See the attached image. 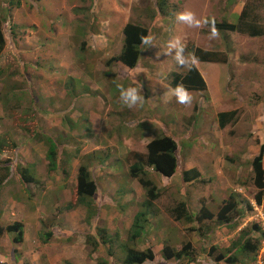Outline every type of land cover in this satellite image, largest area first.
<instances>
[{"label":"rangeland","instance_id":"374dc122","mask_svg":"<svg viewBox=\"0 0 264 264\" xmlns=\"http://www.w3.org/2000/svg\"><path fill=\"white\" fill-rule=\"evenodd\" d=\"M185 9L197 17L214 18L219 37L210 40L207 27L189 28L177 22L176 13ZM127 22L147 28L148 35L155 36L157 47L141 50L136 78L125 75L117 66L120 81H116L114 73L106 72L105 76L104 62L107 64L108 58L121 51L122 28ZM0 26L5 37L0 54V70H4L0 77V175L4 161L32 160L24 150L40 151L30 153L34 165L27 169L35 178L33 182L20 181L17 166L12 163L9 179L0 186V226L17 221L23 224L19 243L2 230L0 264H121L127 247L153 248L154 260L144 264H204L200 259L209 258L210 246H227L232 232L225 227L203 237L192 224L155 214L148 217L139 238L129 239L137 194L124 189L123 182L131 179L128 164L121 168L115 162H125L126 157L131 160L134 151L144 154L150 139L165 134L177 141V150L182 149L180 157L176 152L175 174L182 175V163L197 151L202 159L203 177L194 179L189 187L185 185L181 193L191 208L198 210L204 201L218 211L223 202L217 203L215 198L221 202L229 195L226 190L232 189L239 193V199L233 196L237 203L231 218L239 220L241 211L245 215L237 230L254 221L264 227V198L261 204L255 201L257 188L249 171L264 142V0H0ZM251 31L259 33L251 35ZM174 37L185 43L186 54H194L196 48L215 53L209 59L213 62L197 60L207 89H188L194 97L188 106L176 103L171 95L161 97V87L171 84L173 72H187L171 56L159 54ZM118 84H141L143 107H125L119 99ZM93 86L103 90H94ZM104 92L118 100L108 101ZM69 103L79 113L73 120L62 121V115L65 117L58 109ZM167 105L170 112L164 109ZM177 107L183 110L181 115ZM92 109L101 113V120L94 121L93 126L86 119ZM221 110L226 111L224 127L218 123ZM48 111L53 112L48 116ZM20 113L22 120L17 119ZM34 114L38 119L44 115L46 128L60 134L59 167L55 171L47 169L43 160L47 150L44 143L34 147L16 140L23 144V150H14L11 133L36 128L40 120L24 121L25 116ZM135 120L145 125L140 127L148 130L146 134L131 125ZM4 128L8 130L5 133ZM85 154L93 157L91 165L96 168L90 169L92 175L100 176L93 196L96 213L90 218L91 206L76 195L75 185L77 168L86 162ZM262 165L264 169V153ZM218 171L228 179L225 189L226 184L217 183ZM69 202L71 207L66 206ZM120 211L126 213L123 222L118 221ZM99 226L109 235V242L102 243L96 237ZM46 232L51 235L44 242ZM164 246H187L194 259L189 263L183 258L166 259L162 255Z\"/></svg>","mask_w":264,"mask_h":264},{"label":"trees","instance_id":"16d2710c","mask_svg":"<svg viewBox=\"0 0 264 264\" xmlns=\"http://www.w3.org/2000/svg\"><path fill=\"white\" fill-rule=\"evenodd\" d=\"M220 28L234 29L235 26L232 24H217ZM123 33V45L121 51L112 57L108 62L117 61L121 65L134 68L138 62L140 55V36L148 35V29L133 23H126L122 28ZM251 35H257L259 32L251 31ZM5 45V37L2 32L0 26V54L4 51ZM203 53V54H198ZM215 53H207L202 52L201 49L196 48L194 50V55L197 57V60L202 61H211V55ZM225 62V61H224ZM4 76V70H0V77ZM183 84L187 89L192 90H203L205 89V82L197 69L195 68L191 72H186L184 75L173 72V80L172 85L176 86L178 84ZM57 111V110H56ZM24 112V111H23ZM53 112V111H52ZM51 112V113H52ZM55 112V111H54ZM25 113V112H24ZM30 114V112H28ZM25 113V114H28ZM48 111V114H51ZM56 113V112H55ZM228 113V112H227ZM226 113H219L220 116V126L223 127L224 121L223 117ZM23 114L20 113V116L17 118L18 120H22ZM40 117H44V115H40ZM43 118L36 119V116H25L24 121L27 120H40V126L38 130L36 128L27 127L31 129L35 134H32L31 137L33 139L43 141L47 145L46 159L48 160V168L49 170L57 169L58 166V148L60 143L56 137L45 135L43 139L41 135H43L42 121ZM222 119V120H221ZM27 131V130H26ZM5 133V132H4ZM13 143L15 142L14 138H12ZM177 148V144L175 140L168 136L162 135L159 137H155L150 140L146 145V153H132L131 162L129 164V173L133 179H136L141 187L145 191L146 199L141 203V210L136 213L134 216V221L132 224V228L129 231V239L134 240L135 238H139L143 234L144 226L148 223V217L152 214V201H154L158 197V190L153 180L150 179L151 172H157L163 176L169 177L174 174L176 168V158L175 151ZM264 153V142H262L259 153L252 159L251 162V177L253 178V185L257 188V191L254 193V199L257 203H262L264 198V169L262 167V158ZM86 155L85 164L79 165V168L76 172V195L81 199L88 202L91 213L88 215V218L92 215H95L94 212L95 203L93 196L96 193V183L93 179V173L90 169H94L92 167L91 162L93 161V157L91 154ZM102 163V162H101ZM100 166V165H98ZM10 163L7 164V161H4V172L0 175V186L3 184L2 182L7 181L11 175ZM22 164L17 165V174L20 176V181L24 182H33L35 179L34 176L28 172L27 168H23ZM96 168V167H95ZM152 169V171H151ZM192 172V171H191ZM198 173H192L189 175V172H184V180H192ZM238 194L236 192H232L228 199L223 201L220 209L216 211V208L210 205H207L202 202L201 206L198 210H192L188 206L185 200L179 201L177 204V208L175 209L176 217L178 220L185 224H192L193 230L198 231L202 234L203 237H207V234L210 232H214L217 229L227 228L229 233H233L230 237L229 244L227 246L220 247L218 244L209 247L208 256L209 258L206 260L204 258L200 259L204 264H208L209 260H214L215 264H251L256 260V256L259 254V249L262 246V242L264 241V227H262L258 222L254 221L251 226H245L240 230L236 231V229L240 226V222L245 215L241 211L239 214V220L235 218H231V213L233 209L236 207V200L234 199V195ZM239 199V198H238ZM87 205V206H88ZM67 207H71L72 204L69 202L66 204ZM88 206V207H89ZM242 215V216H241ZM191 225V226H192ZM190 226V227H191ZM247 227V228H246ZM6 231L8 234L12 235V241L14 243H19L22 241L23 234V224L20 221L9 224L5 227L0 226V234ZM255 232H258V235H254ZM51 232L44 233L43 241L46 242L49 239ZM43 235V234H42ZM102 243L109 242L111 239L109 235L104 229H99L97 236ZM95 239V238H94ZM95 244L98 241H94ZM220 247V248H219ZM125 251V254L122 258V264H144L146 262L152 261L154 259V253L152 248H147L143 250L129 248ZM190 250V249H189ZM187 250V246L181 248L179 250L175 248H171L170 246H164L162 249V255L166 259L176 258L179 260L181 258L188 259L187 263L194 259L192 253ZM204 250V248H203ZM264 257V255H263ZM99 264H106V261H102Z\"/></svg>","mask_w":264,"mask_h":264},{"label":"clouds","instance_id":"9594fccd","mask_svg":"<svg viewBox=\"0 0 264 264\" xmlns=\"http://www.w3.org/2000/svg\"><path fill=\"white\" fill-rule=\"evenodd\" d=\"M241 7H243V5H241ZM175 19H176L177 22H179V23H181L183 25H186L189 28L201 29V28L207 27L209 29V39L210 40L216 39L220 35L219 30L216 27V21H215L214 18L197 17V15L193 11L188 10V9H185V10H182V11L176 13ZM121 35H122V41H123V33ZM140 43L143 45V48L142 49H141V45H140V55H141V50L142 51H148L150 49H153V48H156L157 47V44L155 42V36L154 35H141L140 36ZM122 45H123V43H122ZM92 46H94V45H92ZM159 54L160 55H165V56H171L173 58L175 64L178 67H180V68L186 69L187 72H191L195 68L197 69V67H196L197 57L194 54H186V45L181 40L180 37H174V38L170 39L166 43V45L164 46L163 51L161 53H159ZM140 55H139L138 62H137L136 66L134 68H128V67H125V66H124V68L122 67L123 68V72L125 73V75L130 74L132 78H136V76L139 74V73H137V70H138V65H139V62H140ZM114 56L115 55L111 56L110 58H108V60H110ZM108 60H107V64L104 62V66L106 67V69L103 70L104 71V74L106 72H110L113 67L116 70V72H118L119 68H117V66L120 67L121 64L119 62H117V61L108 62ZM198 61H202V60H198ZM205 62H213V61H205ZM112 63H117V64L115 66H113L112 68H110L109 65L112 64ZM132 69H134V70L131 71V72L126 71V70H132ZM197 71L199 72L198 69H197ZM199 74H200V72H199ZM200 75L203 78L202 74H200ZM203 80H204V78H203ZM204 82H205V89H203L202 91H205L207 89L206 81L204 80ZM171 86L173 88H171L169 91L171 92V96L175 98L176 103H178L180 105H185V106H188V105L193 104L194 97H193L192 93L182 83L181 84H178L176 86H173L172 85V82H171ZM117 88H118V91H119V99H120L121 103L125 107H127L129 109H133V108H136V107H143L144 102H145V96L142 94V85L141 84H140L139 87L132 86V85L125 86L123 84H118L117 85ZM199 91H201V90H199ZM88 93H91V89L90 88H89V92ZM58 112H63V114H64L65 119H63V115H62V121H64V120L68 121V120H73L74 119V117H73L72 114L74 112H77V111H76L73 103H69L64 108L58 109ZM221 112H226V111H222L221 110ZM221 112H218V114H217L218 115V119H219V113H221ZM34 115H36V114H34ZM193 116H195V115H193ZM36 119H38L37 116H36ZM44 119H46V117ZM218 123H219V126H220V120L218 121ZM35 125H36V130H38L39 129L38 126H40V125L39 124H35ZM41 126H42V131H43V135H41V138L42 139H43V137L45 135L53 136V137H56L57 139L59 138V135L60 134H56L55 132H53L56 129L50 131L48 128H46V125L41 124ZM45 130H47L48 132L45 131ZM6 131H8V130H6L4 128V132H6ZM18 131H19V134L17 133ZM18 131L16 130L14 133H11L12 134V138H14V140H15V142H14L15 149L14 150H17V149H20V148L23 150V147L22 146H23V144L25 142H27V143H29L31 145L34 144V147H37V145L38 144H41V143H44L45 144V142L39 141V140H36V139H33L31 137L32 134H35L31 129H28V128L27 129H18ZM15 134H18V137L17 138L15 137ZM165 135H167V134H165ZM20 136L22 138H20ZM168 136L172 137L171 135H168ZM152 139H150V140H152ZM16 140L17 141H22L21 143H23V144H20L19 145L16 142ZM196 141L198 142V140H196ZM175 142L177 144V141L176 140H175ZM147 143H146V145H147ZM177 147H178V145H177ZM33 150H34V152H32ZM113 150H116V148H113ZM36 151L37 152H40L38 149H31V152L30 153L35 154ZM146 151H147V149H146ZM259 151H260V149H259ZM259 151H258V153H259ZM24 152H25V150H24ZM46 152H47V150H46ZM134 152H136V151H134ZM134 152H131V153H134ZM176 152H177V148H176V151H175V158H176ZM30 153H27V154L33 160V155H31ZM32 160H30L29 158H24V161H21L19 163L16 162L15 160L13 162L10 161V164L15 163V166H17L18 164H22L24 166L23 168H28L29 166H33L34 165V163H32ZM43 160H45V163L47 164V169H49L48 168V160L46 159V155L43 156ZM125 162H123L122 160H117L115 162V165L117 167L124 168V167H127V164H128L127 173L129 175V177H131L130 176V173H129L130 160L127 159V157H126V161ZM250 164H251V162H250ZM36 166H37V164L35 165V168H36ZM176 167H177V160H176ZM262 167H263V165H262ZM78 168H79V166H78ZM55 170L56 169L50 170V171H55ZM151 171H152V169H151ZM175 171H176V168H175ZM175 171H174V173H175ZM186 171L189 172V175H191L192 173H196V172L198 173V170L192 168V169H189V170H184L183 171V176H184V172H186ZM155 173H157V172H155ZM16 174H17V172H16ZM159 175H161V174H159ZM198 175H199V173H198ZM17 176H19V175L17 174ZM161 176H163V175H161ZM98 177H100V176L99 175H97L96 177L93 176V179H94V182L96 183L97 189H98V179H99ZM164 177H166V176H164ZM131 179H133V178L131 177ZM231 193H232V191L230 192V194ZM230 194L228 195V197H226L225 199H223L221 202H217V203H222L224 200L228 199L229 196H230ZM150 210H153V209L151 208ZM152 212H154V210ZM145 227H146V225H145ZM260 249H259V251H260ZM121 264H122V262H121ZM208 264H215L214 263V260H209ZM227 264H229V263H227Z\"/></svg>","mask_w":264,"mask_h":264},{"label":"crops","instance_id":"0c3cea01","mask_svg":"<svg viewBox=\"0 0 264 264\" xmlns=\"http://www.w3.org/2000/svg\"><path fill=\"white\" fill-rule=\"evenodd\" d=\"M122 67L124 68L123 65H120V68H122ZM110 72H111V75L113 73L115 74L116 78H114V79L116 81H120V76H119V74H117V72L114 69V67L111 69ZM105 76H107L106 73H105ZM170 85H166L163 88L161 87V97H165V96L170 97L171 92L169 90L171 88H173ZM92 89L97 90V89H101V88H97V87L93 86ZM101 90H103V88ZM104 93L106 94L105 98H107L108 101H110V100H115V101L118 100L116 97H113V98L110 97V93H108V92H104ZM80 106H81V104H80ZM168 106L169 105L165 106L164 109H165V111L170 112L167 109ZM118 109H120V108H118ZM176 111L178 112L179 115H181L183 113V110L179 109V107L176 108ZM78 113L79 112H74L72 114L73 117L74 118L77 117ZM80 114L82 115V118H84L82 112H80ZM192 114H193V112H192ZM192 114H190V115H192ZM131 115H135L134 117H137V115L135 113H133V112H132ZM145 118H148V117H145ZM145 118H144V120H149L150 119V118L149 119H145ZM86 119H88V121L92 122V126H93L94 121L101 120V113H96V111L94 109H92L89 112V114L86 116ZM55 120H59V119H55ZM138 123L135 120V121H133L131 123V125H134V127L137 128V130L140 131L141 134L142 133L146 134L148 130L140 127V126H144L145 127V125H143V123H139V124ZM135 128H133V129H135ZM149 128H151V126H149ZM91 129H92V131L94 130L96 132V130L94 128H91ZM152 129L153 130H150L151 132L154 131L155 128H152ZM190 131L192 133V127L190 128ZM100 134H102V133H100ZM152 135H153V132H152ZM33 146H34V144H33ZM200 146H201V148L203 150L205 149L204 145H200ZM30 152H31V149L30 150H25V153H30ZM177 152H178V155L180 157L181 154H182L181 147L177 150ZM198 153L199 152L197 151L193 156L186 158L184 160V164L182 163V170L183 171L184 170H189V169H192V168L198 170V173L200 175H198L194 179L202 178L203 175H204V174H202V172H203L202 159L199 157ZM216 163H217V161L215 160L214 164H216ZM183 166H184V168H183ZM36 168H37V166H36ZM250 170H251V168H250ZM183 171H182V175H178V174L174 173L172 176L167 177V180H160V178L157 176L158 174L155 173V172H151L150 173V177H151L150 179L153 180V182L156 185L157 190H158V197L154 201L151 202L152 203V209L154 210V212H152V214L150 216H154V214L155 215H160V217H162L164 219L168 218V216H171L174 220L180 222V220H178V218L176 217L175 209L177 208L178 202L182 201V200H185L187 202L188 206L190 207L189 202L186 199H182L181 198L182 197L181 193H182V191L184 189L189 187L190 183H194L193 182L194 179H192V180H184L183 179ZM247 171L248 170H246V172ZM218 173H219V171H218ZM75 176H76V174H75ZM227 182H228V179L223 177L221 172H220L219 175H218V182L217 183H221L222 185L226 184L224 186V189H225V187H227V185H228ZM123 184L126 185V187L124 189H130L131 191L134 190V192L137 194L136 200L134 199V202L132 200L130 201V202H133L134 205H137V208L135 209L136 212L134 213V215L132 217V222H133L134 216L140 210V208H138V206L140 207L141 203L146 199V195L144 197L145 191H144V189L141 187V185L138 183V181L136 179H130L128 182H123ZM124 189H121L122 193L124 192ZM226 191L228 192V194H230L232 189L231 190H226ZM142 193H143V196H142ZM217 200H221V199L215 198L216 202H218ZM137 202L139 204H137ZM190 209L194 210L191 207H190ZM117 217H118V221L119 222H123L125 217H126V213H123L122 211H120V212L117 213ZM98 221H99V219L97 218L96 224H98ZM132 222L129 224V226H128L129 229L128 230H130L132 228V224H133ZM100 228H101V226L98 227V229H100ZM236 231H238V230L236 229ZM177 250H179V249H177ZM262 254L264 255V241L262 242V247H261V249L259 251V255L256 256V260L253 261L251 264H264V257H262Z\"/></svg>","mask_w":264,"mask_h":264}]
</instances>
